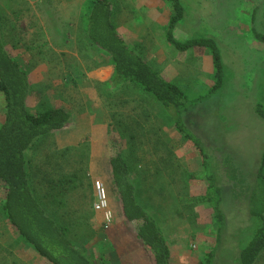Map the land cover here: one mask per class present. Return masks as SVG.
Segmentation results:
<instances>
[{
    "label": "rangeland",
    "instance_id": "rangeland-1",
    "mask_svg": "<svg viewBox=\"0 0 264 264\" xmlns=\"http://www.w3.org/2000/svg\"><path fill=\"white\" fill-rule=\"evenodd\" d=\"M92 1L0 0L4 44L30 77V109L65 106L71 114L63 130L36 141L28 154L37 161L28 167L34 196L43 195L47 212L66 236L97 253L98 264H153L135 240L121 198L112 189L109 144L118 140L140 203L157 217L168 239L171 264H204L205 253L217 246L218 225L211 206L197 202L207 186L201 154L160 104L136 85L113 80L110 57L86 34L84 18ZM110 1L118 31L145 60L169 50L172 70L166 71L189 98L210 89L209 52H179L164 40L171 15L167 1ZM180 1L186 14L175 38H214L225 67L223 89L202 98L183 120L207 147L209 171L217 174L222 189L226 225L216 264H237L239 250L261 224L249 210L264 154V43L253 36L251 19L256 10L255 26L264 33V0ZM4 111L0 92V123ZM96 180L106 189L109 222L94 206ZM90 188L95 191L91 209L92 198L86 194ZM76 194L86 195L81 200L86 205L83 217L74 214ZM4 200L0 183V264H46L8 224ZM255 264H264V251Z\"/></svg>",
    "mask_w": 264,
    "mask_h": 264
},
{
    "label": "trees",
    "instance_id": "trees-1",
    "mask_svg": "<svg viewBox=\"0 0 264 264\" xmlns=\"http://www.w3.org/2000/svg\"><path fill=\"white\" fill-rule=\"evenodd\" d=\"M167 1L171 15L165 28L167 42L179 52L195 47L205 48L213 66V84L210 89L195 98H189L180 86L161 77L144 56L127 44L114 21V8L110 0H93L87 18L86 34L91 44L106 52L114 69L113 80L132 83L139 90L162 106L169 113V120L187 141L194 144L202 157L207 186L197 202L208 203L217 220L216 247L205 253L204 264H216L217 247L221 244L226 225L222 210V189L217 185V174L209 171L208 149L188 129L184 113L202 98L221 91L225 83V67L217 41L200 36L179 41L175 30L185 17L186 10L180 0ZM256 10L252 12L253 36L264 43V33L255 26ZM0 92L4 97L5 111L0 123V183L5 191L3 214L15 227L20 239L25 241L39 257L50 264H98L94 255L76 245L66 236L55 218L46 212L34 196L29 182L28 167L31 159L27 152L39 139L63 130L71 120V114L62 107L43 106L36 112L30 109L31 94L29 74L20 62L8 52L2 38V13L0 10ZM263 114L262 107H257ZM109 164L112 189L122 201L125 221L131 226L133 236L149 253L153 264H171V248L157 217L138 199L137 187L131 179V169L118 140L110 141ZM257 174V190L251 194L250 214L259 218L248 243L239 250L237 264H255L264 251V154ZM95 260H94V259Z\"/></svg>",
    "mask_w": 264,
    "mask_h": 264
},
{
    "label": "crops",
    "instance_id": "crops-1",
    "mask_svg": "<svg viewBox=\"0 0 264 264\" xmlns=\"http://www.w3.org/2000/svg\"><path fill=\"white\" fill-rule=\"evenodd\" d=\"M158 1H162V0H158ZM87 18H88V16H86L85 18H84V22H85V29L87 28ZM169 20V19H168ZM120 33V32H119ZM121 34V33H120ZM122 36H123V38L125 39V41L127 42V40H126V38H125V34L123 33V34H121ZM164 40H165V42L168 44V45H170L168 42H167V40H166V38H165V32H164ZM127 44L129 45V43L127 42ZM171 46V45H170ZM169 49V48H168ZM195 49L196 50H199V51H202V52H204L203 50H205V48H201V47H195ZM193 50V48L192 49H190V51H192ZM169 51V50H168ZM167 50H159L158 52H157V54H156V59H154V60H146L151 66H153L159 73H160V75H161V77L162 78H164L165 80H167V81H170V82H172V83H175V84H177L178 86H180L179 85V83L177 82V81H173L172 79H171V75L170 74H168V69H169V71H171L172 70V53H167L168 52ZM189 51V50H188ZM166 54H168V57L166 56ZM177 55V54H176ZM211 58V57H210ZM15 59V58H14ZM17 60V59H16ZM173 61H174V59H173ZM170 62V63H169ZM211 62H212V60H211ZM111 70V71H110ZM167 70V71H166ZM109 71L112 73L113 72V68L112 67H110L109 68ZM29 79H30V77H29ZM181 88H182V86H180ZM208 89V88H207ZM207 89L205 90V91H207ZM182 90H183V88H182ZM184 91V90H183ZM185 92V91H184ZM186 94H187V92H185ZM201 94V93H200ZM199 94V95H200ZM188 95V94H187ZM53 107H62V108H64V109H66L67 110V108L65 107V106H53ZM68 111V110H67ZM30 153V150L27 152V156H29L28 154ZM110 156V155H109ZM30 157V156H29ZM31 158V157H30ZM35 162H37V161H34V160H31V164H34ZM89 181H91V180H89L88 178H85V182H88V183H90ZM111 181H112V179H111ZM86 194H88L87 196H90L91 198H92V200H91V207H90V209L92 208V204L94 203V201H95V191L93 190L92 191V189L90 188L89 190H87V193ZM41 196H43V195H40L39 194V197L40 198H38V200H39V202H40V204L42 205V207H44L45 208V205H44V203H42L43 201H42V199H41ZM80 197V198H79ZM82 197H86V195H82V194H79V195H75V197H74V199L76 200L75 201V208H74V214L76 215V214H78L79 216H82L83 217V215L80 213L81 212V210H83L82 208L83 207H85L86 208V205L84 204V203H82L81 202V200H82ZM41 199V200H40ZM4 202H5V200H4ZM77 203L79 204V208L76 206L77 205ZM83 204L85 205V206H83ZM45 210H46V208H45ZM46 212H47V210H46ZM48 213V212H47ZM51 215V214H50ZM93 216H94V214H92ZM8 222V221H7ZM8 224H9V222H8ZM14 230H15V234L17 235H19V233L17 232V230L15 229V227L14 226H12L11 224H9ZM128 225V224H127ZM130 226V225H129ZM131 227V226H130ZM131 230V229H130ZM17 235V236H18ZM135 238V237H134ZM136 240V239H135ZM137 241V240H136ZM138 242V241H137ZM78 245V244H77ZM79 247H81V246H79ZM144 249V248H143ZM145 250V249H144ZM126 248H124L123 249V254H125L126 252ZM93 251H90V252H88L89 254H91V255H94L95 256V258H97V253H92ZM37 254V253H36ZM38 255V254H37ZM109 252H107V258L105 259V260H107L108 258H109ZM44 261H46L45 263L46 264H50L46 259H44V258H42Z\"/></svg>",
    "mask_w": 264,
    "mask_h": 264
},
{
    "label": "built area",
    "instance_id": "built-area-1",
    "mask_svg": "<svg viewBox=\"0 0 264 264\" xmlns=\"http://www.w3.org/2000/svg\"><path fill=\"white\" fill-rule=\"evenodd\" d=\"M94 187L96 190L97 200L95 202V209L102 211L107 222L112 218V213L108 209L107 193L102 182L96 180L94 182Z\"/></svg>",
    "mask_w": 264,
    "mask_h": 264
}]
</instances>
